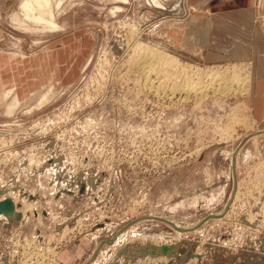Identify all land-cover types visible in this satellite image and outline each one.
<instances>
[{"label": "rangeland", "instance_id": "rangeland-1", "mask_svg": "<svg viewBox=\"0 0 264 264\" xmlns=\"http://www.w3.org/2000/svg\"><path fill=\"white\" fill-rule=\"evenodd\" d=\"M159 1L64 0L62 29L26 32L0 0V199L21 213L0 214V264H264L253 65L200 44L223 8L264 29V0ZM142 45L167 53L151 72ZM211 76L217 92L179 89Z\"/></svg>", "mask_w": 264, "mask_h": 264}, {"label": "crops", "instance_id": "crops-1", "mask_svg": "<svg viewBox=\"0 0 264 264\" xmlns=\"http://www.w3.org/2000/svg\"><path fill=\"white\" fill-rule=\"evenodd\" d=\"M207 19L200 44L209 60H248L253 65V100L264 107V29L243 9H222ZM212 19V20H211ZM208 25H211L210 27ZM210 34V36H209ZM213 36V37H212ZM210 38V39H209ZM256 105V103H255ZM254 105V106H255Z\"/></svg>", "mask_w": 264, "mask_h": 264}, {"label": "bare ground", "instance_id": "bare-ground-1", "mask_svg": "<svg viewBox=\"0 0 264 264\" xmlns=\"http://www.w3.org/2000/svg\"><path fill=\"white\" fill-rule=\"evenodd\" d=\"M156 1L158 3H160L159 0H156ZM63 2H64V0H56V2H55V0H21L20 8L22 10V14L24 15V18L21 19L17 15H13L12 16V20H13L14 23L17 24L18 28H20L21 30L26 31V32H35V31H41V30L42 31H44V30H48V31L60 30L63 27L57 22V20H56V16L57 15L56 14H57V9H59L61 7V5H63ZM24 19H28V20L32 21L33 24H30V23L26 22ZM203 29H205V28H203ZM142 46L144 47L145 45H142ZM139 51H140V57L138 59V64L140 66H142V68H144L145 72H149L150 70H152L154 68L155 62L158 61L159 59H161L160 57H163L164 54H165L164 50H162L160 48H157V47H150L149 45H147L146 47L142 48ZM163 59H165V58H163ZM156 68L154 70H156ZM146 76H147L146 80L149 81L150 84H151L152 81H154V80L151 77H149V74L148 75L146 74ZM199 78H201V77H199ZM244 80H245L244 84L245 83L247 84L250 81L249 74L246 73L244 75ZM188 81H190V80H188ZM218 85H219V79L216 78L215 76H211L205 82L190 81V82H188V84H186L184 86H181L179 89L184 91L186 93V96H190L193 93H201V92L205 93L208 89H211V88H214V91L217 92L220 89V87ZM174 93H175V91H174ZM193 96H195V95H193ZM17 104H18V99L14 98V101L12 102L11 105L12 106H15V105L17 106ZM11 105H9L10 109H12ZM12 111H13V109H12ZM16 202H17V200H16ZM31 207H32V205H28L27 206V210L29 208L32 209ZM156 254H158V253H156ZM158 257H157V260H158ZM155 258L152 261H154Z\"/></svg>", "mask_w": 264, "mask_h": 264}, {"label": "water", "instance_id": "water-1", "mask_svg": "<svg viewBox=\"0 0 264 264\" xmlns=\"http://www.w3.org/2000/svg\"><path fill=\"white\" fill-rule=\"evenodd\" d=\"M0 214H4L8 217L16 219L21 218V213L16 210V205L13 198L9 196L0 199ZM175 252L176 247L174 244L149 245V248L141 247L139 252L135 253V256L132 258V260L134 261L137 255H154L156 253L172 255Z\"/></svg>", "mask_w": 264, "mask_h": 264}]
</instances>
